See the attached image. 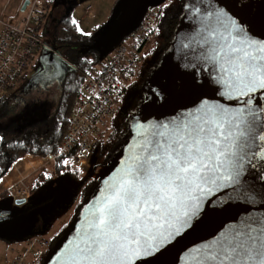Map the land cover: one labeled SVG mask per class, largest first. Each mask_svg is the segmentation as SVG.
<instances>
[{"label":"snow or ice","instance_id":"1","mask_svg":"<svg viewBox=\"0 0 264 264\" xmlns=\"http://www.w3.org/2000/svg\"><path fill=\"white\" fill-rule=\"evenodd\" d=\"M206 17L205 49L197 59L218 70L222 94L234 91L252 105L254 94L264 92V39L251 35L234 16L225 20L208 12ZM254 120L251 107L247 114L244 109L233 113L204 101L167 123L154 124L110 185L80 242L65 254L64 264H136L157 255L194 226L203 204H212V197L228 189L232 195L225 203L246 188L243 199L254 204L258 193L248 186L246 174L256 168L257 153L245 151ZM259 180L264 182V174ZM4 215L0 211V218ZM181 259L182 264H264V215L226 224L189 247Z\"/></svg>","mask_w":264,"mask_h":264},{"label":"water","instance_id":"2","mask_svg":"<svg viewBox=\"0 0 264 264\" xmlns=\"http://www.w3.org/2000/svg\"><path fill=\"white\" fill-rule=\"evenodd\" d=\"M28 2L29 0H23L19 9L23 11ZM186 8V18L182 21V14L179 16L174 38L169 48L161 55L157 65L146 76L150 81L146 85L144 95L137 108L129 112L132 115L128 116V123L132 124L134 137L125 149V155L119 167L113 174L103 179L100 177L98 169L114 161L116 155L112 154L108 160L100 165L92 162L93 156L90 157L91 164L88 172L92 176L98 173V176L94 177L96 182L94 190L80 208L82 219L77 223L70 237L54 252L50 264H64L65 254L80 242L81 236L87 230L88 222L93 219V213L109 194L110 185L120 177L122 171L130 163V158L138 152V144L143 142L144 136L150 134L153 130L152 126L157 123H167L180 113L201 106L204 101H207L209 105L223 106L233 113L236 110L244 109L245 114H247L249 107L254 110L255 120L252 123V131L247 134L250 144L245 148V151L257 153V158L254 161L256 168L254 170L250 168L246 174L248 186L254 188L258 193L256 202L250 204L243 199L242 194L246 188H241L239 197L233 196V199L227 203L224 201L229 195H232V190L219 192L218 196L212 197V204L205 203L202 205L204 211L200 214L199 219L193 222L194 226L190 230L178 237L161 253L154 256L146 255L136 264H182L181 258L184 251L193 245L210 239L226 224L236 222L239 218L249 214L264 215V193H262L264 182L259 180V175L264 174L262 172L264 159H261L264 157V151H262L264 140L260 139L261 136H264V112L260 111L261 108H264V92L257 91L250 106L243 103L247 97L237 98L238 94L234 91L231 92V96L222 94L225 89L216 82V77L219 75L218 70L214 69L213 65L197 59L205 49L201 40L205 35L203 28L208 23L209 18L206 17L208 12H216L225 20L229 16H234L245 24L251 35L264 39V0H190L187 1ZM196 8L200 9L199 13L195 12ZM91 46L95 47L93 44ZM99 58L101 59L100 55ZM65 68V59L57 51V48L50 44V47H43L40 50L35 68L30 74L39 70L40 76L52 74L61 81ZM248 119L252 120V117H248ZM128 123L127 125H129ZM125 131H127V126ZM124 135L125 132L122 135L120 145L124 140ZM119 149L120 147L116 150L117 153ZM16 202L24 203L26 198H16ZM0 211L5 213L0 221L11 215L9 210L0 208ZM47 212L48 210H41L42 215L47 214ZM40 224L33 225L31 236L44 232L45 222Z\"/></svg>","mask_w":264,"mask_h":264},{"label":"rangeland","instance_id":"3","mask_svg":"<svg viewBox=\"0 0 264 264\" xmlns=\"http://www.w3.org/2000/svg\"><path fill=\"white\" fill-rule=\"evenodd\" d=\"M22 1L0 0V19L7 21L16 19V15L21 14L18 4H21ZM187 1L190 0H50L49 12L42 23L40 31H44L46 22L53 23L63 13L70 12L76 21L78 30L83 33H90L94 30L91 44L99 50L101 59H104L115 45L123 40L130 30L138 24L148 10L158 9L164 5H167L169 9L171 5H176L182 9L180 15L182 14L181 20L184 21L187 13ZM88 4H91L92 15H88L85 11V6ZM52 32V27H48L47 37L50 38ZM156 39L157 37L152 35L145 46L151 45L154 47ZM36 58H38V55L35 56L32 62L34 66L30 65L28 68L29 74L37 63ZM25 81L26 78L18 80L11 88L5 91L6 96L11 93H18ZM149 81L150 79L144 76L131 87L129 86L130 82L120 97L122 105L130 106L132 110H135L144 95V90ZM57 95L58 87L56 83H52L43 91L31 92L29 97H31L30 100L35 99L34 101L31 100V102L43 105L46 110H52L56 104ZM7 104L5 111L0 113L1 128L6 127L9 120L19 114L12 98L8 99ZM3 107V103H0V110ZM118 113L116 117L117 120H120L122 116ZM131 115L130 113L129 116ZM128 124L118 153L117 151L113 153L116 155L115 160L100 168L96 166V168H99L100 177L103 179L113 174L119 167L125 155V149L134 137L132 124L130 122ZM91 155L93 156L91 161L98 163L95 160L96 158L98 159L97 150H94ZM33 158L35 162H21L19 164L20 172L8 176L5 182L2 181L4 185L2 183L0 185V190L5 189L8 192L0 196V208L11 212L7 219L0 221V264H6L16 249H21L24 242L31 237L33 225L42 222H45L43 227L45 236L51 237L52 234L55 235V231L57 233L40 262V264H50L54 252L70 237L73 229L82 219L80 208L86 200L85 192L90 181L88 178L84 179V177H86L85 173L90 171V159L84 162L83 168H79L80 175L78 179H74L64 172L51 175L54 173L53 160L43 159L36 161L35 156ZM71 165L73 168L78 167ZM39 173L50 175V177L40 183L26 197L19 196L25 197L26 202L17 203L16 198L19 197L12 194L11 187L8 188V186L12 183H17L22 188L30 189L34 184V180L39 177ZM97 174L95 173L93 177H90L95 179L94 177H97ZM42 209L48 210L47 214L42 215Z\"/></svg>","mask_w":264,"mask_h":264},{"label":"built area","instance_id":"4","mask_svg":"<svg viewBox=\"0 0 264 264\" xmlns=\"http://www.w3.org/2000/svg\"><path fill=\"white\" fill-rule=\"evenodd\" d=\"M85 11L92 15L91 4L85 6ZM48 12L47 0H29L16 19H0V96L18 80L28 77V68L34 66L35 56L43 47H50V42L40 34ZM158 12L155 8L148 10L139 24L88 70L76 93L60 148L55 155L44 157L45 160L67 155L69 162L81 169L90 159L103 125L120 107L124 87L133 80L142 63L145 43L157 29ZM10 187L17 197L30 193V189L17 183ZM49 242L47 236H31L8 264H40Z\"/></svg>","mask_w":264,"mask_h":264},{"label":"trees","instance_id":"5","mask_svg":"<svg viewBox=\"0 0 264 264\" xmlns=\"http://www.w3.org/2000/svg\"><path fill=\"white\" fill-rule=\"evenodd\" d=\"M47 4H50V0H47ZM165 8L164 6L158 8L157 29L152 35L160 34L159 50L154 64L148 68L145 76L157 65L161 55L169 48L174 38L181 8L171 5L167 11H164ZM53 24V32L50 38L47 37L48 30L46 26L44 31H40V34L43 39L57 48V51L66 62L64 76L60 81L57 102L52 110H46L43 105L35 104L30 100L26 103L25 98L22 97L26 93L22 96H16L17 93L6 96L4 92L0 96V103L4 105L0 113L5 111L8 99H13L14 95L16 97L13 101L19 113L9 120L6 127H0V185L2 181H6L8 176L20 172L19 164L21 162H35L34 156L37 159L36 161H41L47 155H55L58 152L63 133L68 128L69 116L76 93L83 83L85 74L100 60L99 51L91 46L94 30L90 32L91 35H84L83 32L78 30L76 21L70 12L59 16ZM126 87L127 85L123 91L126 90ZM131 111L133 110L128 106L127 111L122 112L123 118L120 120H117L116 117L118 112H115L106 120L96 143L91 149V153L97 150L98 159L95 160L98 163L96 165L103 164L120 147L122 135L128 123L129 112ZM109 143H113V145L108 151L106 146ZM53 166L55 174L64 172L74 179H78L80 175V169L73 168L67 155H56L53 159ZM85 176L84 179L88 178L90 180L85 192L87 198L94 190L96 182L90 177V172H86ZM48 177L50 175L39 173V177L34 180V184L30 188V193ZM7 193L5 189L0 190V196ZM34 235L45 236L43 233ZM55 236L49 237V241Z\"/></svg>","mask_w":264,"mask_h":264},{"label":"flooded vegetation","instance_id":"6","mask_svg":"<svg viewBox=\"0 0 264 264\" xmlns=\"http://www.w3.org/2000/svg\"><path fill=\"white\" fill-rule=\"evenodd\" d=\"M168 7H166L164 9V11H167ZM64 14V13H63ZM54 23V22H53ZM53 23L51 22H46V28L48 30V27H52L53 28ZM157 37V39L154 41V47L153 46H145L144 51H143V59H142V63L140 65V67L138 68V71L136 72L133 81L131 82V84L129 85L130 87L134 84H136L138 82V80H140L141 78H143L145 76V74L148 72V68L151 67L154 64V60L155 57L157 56L158 50H159V41H160V34L158 33L157 35H155ZM35 68V67H34ZM39 70H36L35 73L30 74L28 77H26V81L23 85V87L20 89V91H18L16 96H22V94H25L24 96H22L23 98H25V102L27 103V101L30 100L31 97H29L31 95V92L34 91H43L45 89L48 88L49 85H51L52 83H56L58 90H59V86H60V81L58 80V78L55 75L49 74V76H40ZM15 95L13 96V99L16 97ZM58 97V95H57ZM32 101H34L35 99H31ZM30 100V101H31ZM56 102H57V98H56ZM128 106L126 105H120V107L117 109L116 113L119 112L118 114L122 116V112L125 110L127 111ZM127 117V116H126ZM112 144H108L106 146V150H110L112 148ZM55 173H52L51 175H53ZM54 234L56 235V231L54 232ZM53 236V234H52ZM51 236V237H52ZM53 239L50 241V245L52 244ZM49 245V246H50Z\"/></svg>","mask_w":264,"mask_h":264},{"label":"crops","instance_id":"7","mask_svg":"<svg viewBox=\"0 0 264 264\" xmlns=\"http://www.w3.org/2000/svg\"><path fill=\"white\" fill-rule=\"evenodd\" d=\"M21 3H22V2H21ZM20 5H21V4H18L19 8H20ZM19 11H21V10L19 9ZM18 16H19V14L16 15V17H18ZM16 17H15V18H16ZM13 20H14V19H13ZM11 21H12V20H11ZM13 164H14V163H13ZM13 164H12V165H13ZM12 165H11V166H12ZM19 170H21V169L19 168ZM21 174H22V173H21ZM2 185H4L3 182H2ZM18 249H19V248H17L16 251H17ZM16 251H15V252H16ZM13 255H14V254H13ZM6 264H8V262H6Z\"/></svg>","mask_w":264,"mask_h":264},{"label":"bare ground","instance_id":"8","mask_svg":"<svg viewBox=\"0 0 264 264\" xmlns=\"http://www.w3.org/2000/svg\"><path fill=\"white\" fill-rule=\"evenodd\" d=\"M149 121V120H148Z\"/></svg>","mask_w":264,"mask_h":264}]
</instances>
